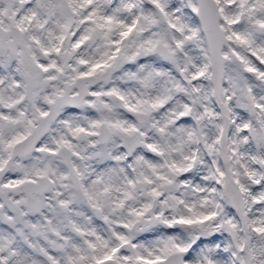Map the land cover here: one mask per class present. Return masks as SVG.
<instances>
[{"label":"snow or ice","instance_id":"6c2138e0","mask_svg":"<svg viewBox=\"0 0 264 264\" xmlns=\"http://www.w3.org/2000/svg\"><path fill=\"white\" fill-rule=\"evenodd\" d=\"M0 264H264V0H0Z\"/></svg>","mask_w":264,"mask_h":264}]
</instances>
